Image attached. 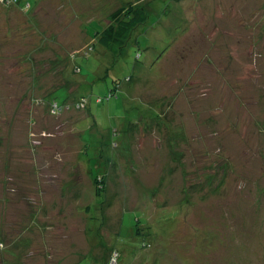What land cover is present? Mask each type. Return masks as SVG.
Segmentation results:
<instances>
[{
  "label": "rangeland",
  "instance_id": "obj_1",
  "mask_svg": "<svg viewBox=\"0 0 264 264\" xmlns=\"http://www.w3.org/2000/svg\"><path fill=\"white\" fill-rule=\"evenodd\" d=\"M110 1L0 0V264H264V0Z\"/></svg>",
  "mask_w": 264,
  "mask_h": 264
},
{
  "label": "trees",
  "instance_id": "obj_2",
  "mask_svg": "<svg viewBox=\"0 0 264 264\" xmlns=\"http://www.w3.org/2000/svg\"><path fill=\"white\" fill-rule=\"evenodd\" d=\"M142 1L143 0H130L127 3L117 4L116 6L110 4L111 1L109 3L102 4V6H100V11L102 12L100 19L102 21H105L106 23L103 25L100 24L101 28L96 27V29L99 28L101 30L99 32H97L90 39H89V33L87 31H85L86 37H88L89 42L91 41L92 44L96 43V44L102 46L106 51L110 52L114 58L118 57L121 54L123 47L126 45V42L130 38L131 33L136 28H138L139 26L146 24V22L148 21L149 16H148L146 10L140 4V2H142ZM2 2L4 4H6L5 6H7V7L8 6L21 7V10L24 12H26L28 9L30 10V4L27 2L24 4H21V5H20V3H21L20 0H15L14 3L9 2V0H2ZM28 4H29V6H27ZM85 14H87V13H85ZM98 14H99V7L97 8V11H95V10L93 11L92 16H95ZM82 18L87 19V20L92 19L90 16L85 17V18L82 17ZM94 23H95V21L93 20V22L89 23V24L91 25ZM112 95L113 94L111 91V93H109L108 95L106 94L105 98L99 97L95 100V102L101 103L102 101H106ZM66 102H67V98L61 102L57 101L55 98L48 99L47 101L42 100L43 104L47 103V105H55V109H54L55 111H58L56 109H61L65 105ZM88 104H89L88 102L85 103V101H84L85 106H87ZM130 125H133V124H130ZM123 132H124V130H122L121 133H123ZM84 148H85V146H84ZM179 149H180L178 152L179 154H177V155H181V152H182L181 149L182 148L180 147ZM184 154H186V164H190L191 162L194 165L196 164L195 163L196 160H195L193 151H191L190 148L188 149L187 147H184V151H183L182 156ZM260 154H264V150H262L261 153H259V156H260ZM80 155H81V152H80ZM175 155H176V153H172L171 151H169L168 163H170L172 165H174V163H177V161L179 160V157L176 159L174 157ZM173 158H175V159H173ZM259 159H260V157H259ZM238 163H239V161H238ZM175 168H176V166H175ZM104 178H105L104 176H98V177H94V178L91 177V179H90L92 187L95 188V194L96 195H99L105 191ZM260 179L263 182L262 174L260 175ZM251 181L253 184H256V182H257L256 180H251ZM258 197H260V196H258ZM253 199H254L253 196L250 195L247 198V201L249 203H251V202L253 203ZM252 203H251V207L253 210V204ZM88 210H89V207L86 208V211H88ZM189 213L190 212H188V219H191L190 218L191 216H189ZM180 219H181V217L178 215L176 217V221L177 222L181 221ZM184 219H187V217H185ZM185 221H187V220H185ZM194 226H192V227H194ZM186 228H187V230H189V228L187 226L184 227V229H186ZM194 228H196V227H194ZM82 239L84 240V239H86V237H83ZM145 246H146V244H143V247H145ZM115 254L117 255V253H115ZM111 257H113V256H111Z\"/></svg>",
  "mask_w": 264,
  "mask_h": 264
},
{
  "label": "crops",
  "instance_id": "obj_3",
  "mask_svg": "<svg viewBox=\"0 0 264 264\" xmlns=\"http://www.w3.org/2000/svg\"><path fill=\"white\" fill-rule=\"evenodd\" d=\"M20 2H21V3H20V5H21V4L26 3L27 0H20ZM8 8H9V7H7V9H8ZM14 8H18L19 10H21V7H14ZM25 15H26V14H25ZM9 22H11L14 26H17L15 21H11V20L9 19ZM14 26H13V27H14Z\"/></svg>",
  "mask_w": 264,
  "mask_h": 264
},
{
  "label": "built area",
  "instance_id": "obj_4",
  "mask_svg": "<svg viewBox=\"0 0 264 264\" xmlns=\"http://www.w3.org/2000/svg\"><path fill=\"white\" fill-rule=\"evenodd\" d=\"M9 2H12V3H14V2H15V0H9Z\"/></svg>",
  "mask_w": 264,
  "mask_h": 264
}]
</instances>
